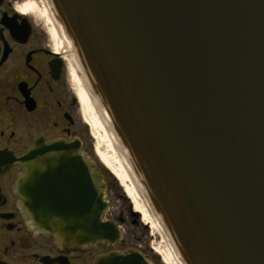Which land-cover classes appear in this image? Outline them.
Instances as JSON below:
<instances>
[{"label":"water","instance_id":"95a60500","mask_svg":"<svg viewBox=\"0 0 264 264\" xmlns=\"http://www.w3.org/2000/svg\"><path fill=\"white\" fill-rule=\"evenodd\" d=\"M45 3L178 262L264 264V0ZM80 148L25 150L22 209L59 243H114L103 175Z\"/></svg>","mask_w":264,"mask_h":264},{"label":"flooded vegetation","instance_id":"af4514ba","mask_svg":"<svg viewBox=\"0 0 264 264\" xmlns=\"http://www.w3.org/2000/svg\"><path fill=\"white\" fill-rule=\"evenodd\" d=\"M22 3L0 0V264H111L116 254L157 264L142 243L125 238L124 228L115 243L65 245L38 232L23 212L16 187L21 154L40 137L86 131L68 59L34 15L19 10Z\"/></svg>","mask_w":264,"mask_h":264},{"label":"bare ground","instance_id":"6f19581e","mask_svg":"<svg viewBox=\"0 0 264 264\" xmlns=\"http://www.w3.org/2000/svg\"><path fill=\"white\" fill-rule=\"evenodd\" d=\"M22 13L25 14H38L40 15L47 26L48 34L54 45L56 51H62L69 61L70 77L75 84L76 94L79 99L81 113L85 120V123L90 128V134L95 139L94 141V153L100 163L107 168L113 176L119 181L123 187L127 198L130 199L135 206L134 211L142 216V219L151 224L153 231L158 232L163 243V247H157L158 252L166 264H180L175 258L172 250L166 241V237L163 234L158 223L150 213L144 202L140 191L133 181V178L124 163L117 146L115 145L106 124L104 123L94 99L91 97L89 91L84 86L81 77L78 75L77 68L70 56L64 38L51 15L44 0H23V3L18 7Z\"/></svg>","mask_w":264,"mask_h":264},{"label":"rangeland","instance_id":"374dc122","mask_svg":"<svg viewBox=\"0 0 264 264\" xmlns=\"http://www.w3.org/2000/svg\"><path fill=\"white\" fill-rule=\"evenodd\" d=\"M34 15V20L37 24L42 25L43 30L48 36V42L52 46V40L48 34L47 26L44 19L38 14ZM72 86L75 90V84L72 82ZM76 91V90H75ZM80 123L83 126L82 134L78 135L82 138L85 145L83 146V151L94 155V157L99 162L98 158L94 153V141L95 139L90 134V128L85 123L83 115L81 113L80 107ZM91 148V149H90ZM101 170L104 172L105 181H104V193L106 199L110 201L109 208L107 210V217L117 221L122 228L125 230V238L128 240L136 241L137 243H142L146 249V255L149 258L153 259L157 264H166L164 263L162 256L156 252L157 247H163L161 237L158 232H155L151 228V224L146 223L142 216L135 212V206L132 204L129 198H127L123 187L120 185L119 181L113 176V174L105 168L100 163ZM157 259V261H155Z\"/></svg>","mask_w":264,"mask_h":264}]
</instances>
